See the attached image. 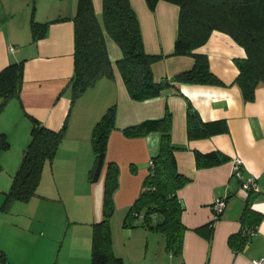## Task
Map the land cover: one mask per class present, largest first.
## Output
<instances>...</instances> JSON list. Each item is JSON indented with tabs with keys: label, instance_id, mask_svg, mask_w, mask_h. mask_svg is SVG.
Here are the masks:
<instances>
[{
	"label": "crops",
	"instance_id": "1",
	"mask_svg": "<svg viewBox=\"0 0 264 264\" xmlns=\"http://www.w3.org/2000/svg\"><path fill=\"white\" fill-rule=\"evenodd\" d=\"M130 3L139 19L144 50L161 55L152 63L154 78H171L190 69L194 63L191 55L173 54L179 6L166 0H159L154 9L145 0ZM92 4L100 18L102 0H92ZM76 8L77 0H0V70L24 60L19 97L11 98L0 112V133L13 132L12 151H6L9 156L2 161L11 178L30 139V116L55 130L66 121L54 157L44 164L36 194L27 201H12L7 210L0 209V250L7 258L0 264H90L93 223L102 218L104 179L103 174L96 182L88 177L94 162L91 133L112 104H116L115 128L108 137L106 157L118 165V187L110 226L112 249L123 264H254L253 259L264 257V86L255 89L253 100H244L233 83L238 74L233 59L244 57V48L229 34L214 29L194 51L208 56L211 70L224 85L183 82L180 93L166 88L158 96L135 100L116 66L122 51L105 32L113 76L99 78L71 102L67 86L74 67L72 18ZM32 15L39 22L52 21L36 41L30 32ZM58 18L62 19L54 20ZM188 101L204 121L225 119L228 131L189 139ZM166 107L171 112V141L178 171L188 180L177 190L181 221L187 227L181 251H167L164 235L165 258L155 243L161 231L142 225L141 217L127 227L122 221L142 189L160 139L159 131L128 136L123 128L160 118ZM212 150L227 154L230 160L198 167L195 151ZM236 158L241 161V176L255 178V189L246 187L235 173ZM3 181L0 205L11 184L10 179ZM217 198L225 203L209 231L208 223L214 217L212 204ZM247 200L256 211L251 225L256 223L258 212L262 216L255 227L251 226L255 230L249 241L235 251L227 240L240 229ZM200 226H204L203 232L195 229Z\"/></svg>",
	"mask_w": 264,
	"mask_h": 264
},
{
	"label": "trees",
	"instance_id": "2",
	"mask_svg": "<svg viewBox=\"0 0 264 264\" xmlns=\"http://www.w3.org/2000/svg\"><path fill=\"white\" fill-rule=\"evenodd\" d=\"M154 9L159 0H145ZM179 6L177 35L173 54L191 55L192 67L176 73L171 78L156 80L152 73V63L160 54L144 50L142 32L137 13L130 0H102L101 17L98 18L92 0H77L74 22V67L68 82L71 102L81 96L103 76H113L112 61L106 48L105 32L118 44L122 56L116 66L132 99L145 100L158 96L164 89L171 88L180 93L183 82L224 85L225 83L210 68L208 56L194 49L204 44L210 33L216 29L229 34L246 55L234 57L238 74L233 83L240 88L244 100H253L255 89L264 84V0H166ZM62 18L54 19L59 20ZM52 21L39 22L32 15L30 32L33 41L44 36ZM24 60L11 62L0 70V112L13 97H19L23 81ZM116 104L110 105L96 121L91 133L94 162L89 170L91 182L99 180L103 174L102 218L93 223L90 264H123L120 256L112 249L110 217L114 212V192L118 187V165L106 157L108 137L115 128ZM31 118L30 139L25 146L20 165L12 177L9 189L4 193L1 210H7L14 200L27 201L36 194L44 164L51 161L64 136L66 121L55 130ZM187 136L198 139L228 131L225 119L204 121L190 101L186 112ZM151 131H159L157 151L152 155L148 172L143 178L142 189L129 207L122 225L131 226L141 217V224L161 231L165 235L167 251H181L183 233L186 226L181 221L182 205L177 190L188 180L178 171L175 147L171 141V112L166 107L160 118L145 119L123 128L128 136H140ZM9 143L0 134V149ZM198 167L211 166L230 160V156L212 150L202 153L195 151ZM253 190V188H249ZM214 211V210H213ZM215 213L208 223L219 218ZM250 208L247 200L242 212V223L236 233L228 237V244L239 251L252 234L249 229L261 219L262 213ZM250 218V219H249ZM203 232L204 226L195 228ZM211 232L206 235L209 237ZM0 260H7L0 250Z\"/></svg>",
	"mask_w": 264,
	"mask_h": 264
},
{
	"label": "rangeland",
	"instance_id": "3",
	"mask_svg": "<svg viewBox=\"0 0 264 264\" xmlns=\"http://www.w3.org/2000/svg\"><path fill=\"white\" fill-rule=\"evenodd\" d=\"M260 86H264V84H262V83H260L259 85H258V87H260ZM20 127H22V125H20ZM11 130V129H10ZM0 134H4V139L9 143V145H8V147H6V148H2V149H0V188H2L1 186H2V184H4V181H3V179H5V180H9L10 179V183H11V181H12V178H11V176L8 174V172L4 169V166L2 165V161H3V159L5 158V156H9L8 154H9V152H6V151H12V145H11V147H10V143H11V141H10V136H11V134L13 135V132L11 133V131H8V132H6V131H4V132H1ZM16 135V134H15ZM13 141H14V137H13ZM14 145V144H13ZM3 152H6V153H4V154H2ZM2 154V155H1ZM3 166V167H2ZM10 185V184H9ZM1 204H2V202H1ZM1 206V205H0ZM1 209V208H0ZM163 237H164V234H162V233H159V234H157V236L155 237V239H156V249H158L160 252H159V254H161V256L163 257H167V255L168 254H164V252H165V249H164V247H163V245H162V243H163ZM159 241V242H158ZM160 247H161V249H160ZM157 250V251H158ZM157 251H156V253H157ZM166 253V252H165Z\"/></svg>",
	"mask_w": 264,
	"mask_h": 264
},
{
	"label": "built area",
	"instance_id": "4",
	"mask_svg": "<svg viewBox=\"0 0 264 264\" xmlns=\"http://www.w3.org/2000/svg\"><path fill=\"white\" fill-rule=\"evenodd\" d=\"M240 164H241L240 159L236 158L235 161H234V171H235V173L238 174V177L243 181V184L246 187L255 189L256 188L255 178L253 176H250V177L244 179L241 176V174H240V166H241ZM224 203H225V200L223 198L215 199V201L212 204V208L214 210V214L222 212V209L224 207ZM248 232L250 234H253L254 230L253 229H249ZM253 263L254 264H264V257H262L260 259H253Z\"/></svg>",
	"mask_w": 264,
	"mask_h": 264
}]
</instances>
